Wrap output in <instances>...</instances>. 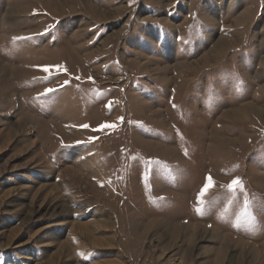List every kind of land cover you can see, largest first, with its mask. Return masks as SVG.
I'll list each match as a JSON object with an SVG mask.
<instances>
[{
  "label": "rangeland",
  "instance_id": "1",
  "mask_svg": "<svg viewBox=\"0 0 264 264\" xmlns=\"http://www.w3.org/2000/svg\"><path fill=\"white\" fill-rule=\"evenodd\" d=\"M0 264H264V0H0Z\"/></svg>",
  "mask_w": 264,
  "mask_h": 264
},
{
  "label": "snow or ice",
  "instance_id": "2",
  "mask_svg": "<svg viewBox=\"0 0 264 264\" xmlns=\"http://www.w3.org/2000/svg\"><path fill=\"white\" fill-rule=\"evenodd\" d=\"M131 3V0H130ZM52 27V26H50ZM47 31V29H46ZM24 39H32V37H14L13 40L17 41V40H24ZM38 67L40 70L51 74V69L52 68H56V69H60L61 66L56 65V66H36ZM48 77L45 76L44 79H47ZM77 79H79V77H77ZM89 80H92V77H88ZM68 81H65V84H67ZM54 91L53 89H45V92L42 94H38V97L41 95H45L47 93H50ZM111 104V102H110ZM110 106V105H109ZM175 106V105H174ZM118 119H122V118H118ZM116 125L115 123H108L105 122L104 124L99 126L100 130H103L104 128H114ZM80 127H84V128H88L89 125H81ZM94 139V138H90ZM79 143V142H77ZM64 147H67V145H63ZM185 154H187V152H185ZM215 184V181L213 180V178L211 177V175H208L205 177V183L203 184V186L200 188V191L197 194V207H196V211L198 213L202 214V210H203V206L206 203V201L203 199V197L205 196L206 192ZM221 188L226 189L229 193H235L237 190L243 192V182L241 180L240 177H234L230 182H228L226 185H221ZM163 199V198H161ZM229 203H232V200H229ZM253 206V202L250 201L247 198V194L245 193V198L243 200L242 206L240 208V210L238 211V213L236 214V220L233 224L234 227H239L241 225V223H245L248 224L249 226L254 224L255 222V217L251 212ZM79 255H82V253H79Z\"/></svg>",
  "mask_w": 264,
  "mask_h": 264
}]
</instances>
